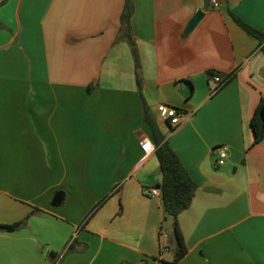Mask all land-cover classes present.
<instances>
[{
    "label": "crops",
    "instance_id": "0c3cea01",
    "mask_svg": "<svg viewBox=\"0 0 264 264\" xmlns=\"http://www.w3.org/2000/svg\"><path fill=\"white\" fill-rule=\"evenodd\" d=\"M1 1V0H0ZM143 95L199 190L178 223L162 197L143 122L132 48L118 40L126 0H7L0 6V264H264V140L251 119L264 101V0H133ZM203 18L193 28L199 11ZM209 71L234 74L214 92ZM186 113L177 128L159 119ZM229 156L218 166V147ZM215 188L207 192L206 188ZM104 204L83 223L104 198ZM167 237V238H165ZM74 243V248L69 251Z\"/></svg>",
    "mask_w": 264,
    "mask_h": 264
},
{
    "label": "trees",
    "instance_id": "16d2710c",
    "mask_svg": "<svg viewBox=\"0 0 264 264\" xmlns=\"http://www.w3.org/2000/svg\"><path fill=\"white\" fill-rule=\"evenodd\" d=\"M6 2L7 0H1L0 6ZM134 7L135 6L133 0H126L125 9L122 15L121 33L118 40H125L132 48V54L135 61L137 84L142 101L143 122L151 128L153 142L156 147L155 153L159 161L162 173V183L160 185H157V187H159L162 192V200L165 212L168 215L172 216L174 219L173 234L176 240L177 252L176 258L173 263H176L181 260L188 252L185 240L179 228L178 218L181 213L191 207L196 193L199 190V185L191 178L179 155L170 146L165 134L159 127L156 117L151 113L147 101L143 95L142 63L140 60L136 42L132 35L131 27V17L134 13ZM231 16L242 29H244L249 35L260 41L262 46L261 50L264 54V33L245 22L239 16L233 13H231ZM208 75L210 79L216 75L220 76V89L228 84L234 76V74L232 73L222 74L215 71H209ZM263 108L264 101L262 100L251 119V127L254 135L253 145L258 144L264 140V120L260 116ZM107 199L108 196L104 198L98 205H96V207L93 208L92 211L87 215L83 223H86ZM35 212L36 211H33L27 218L23 219L22 221L12 224L0 225V232L13 233L26 228L30 216H32ZM73 248L74 243L70 246L69 251ZM50 258L53 264H59V253L51 252Z\"/></svg>",
    "mask_w": 264,
    "mask_h": 264
},
{
    "label": "built area",
    "instance_id": "2783aa9c",
    "mask_svg": "<svg viewBox=\"0 0 264 264\" xmlns=\"http://www.w3.org/2000/svg\"><path fill=\"white\" fill-rule=\"evenodd\" d=\"M220 5H221L220 0H210V6H212L213 8H219ZM210 80L211 83H215L217 85L216 88L214 89V92H217L221 87L220 76L216 75L212 77ZM156 111L159 119L163 122L169 123L173 128H177L178 126H180L184 118H190L192 116L191 114L186 113L182 109L163 103L157 105ZM141 149L146 158L148 157L149 154L155 151L156 147L153 140L149 138H145L141 142ZM228 156H229L228 145H221L220 147H218V161H217L218 166H222L226 162ZM145 194L150 197H162L161 189L157 186H152L147 188L145 190Z\"/></svg>",
    "mask_w": 264,
    "mask_h": 264
},
{
    "label": "water",
    "instance_id": "95a60500",
    "mask_svg": "<svg viewBox=\"0 0 264 264\" xmlns=\"http://www.w3.org/2000/svg\"><path fill=\"white\" fill-rule=\"evenodd\" d=\"M209 7H210V0H205L204 9H208ZM203 16H204V11L203 10L199 11L195 15L193 20L190 22L189 28L195 27V25H197V23L203 18ZM260 116L264 120V108L262 109ZM205 191H207V192H215L216 189L212 188V187H208V188L205 189Z\"/></svg>",
    "mask_w": 264,
    "mask_h": 264
},
{
    "label": "rangeland",
    "instance_id": "374dc122",
    "mask_svg": "<svg viewBox=\"0 0 264 264\" xmlns=\"http://www.w3.org/2000/svg\"><path fill=\"white\" fill-rule=\"evenodd\" d=\"M169 233L171 234V237L174 235L173 230L172 231L170 230ZM172 239H173V237H172Z\"/></svg>",
    "mask_w": 264,
    "mask_h": 264
}]
</instances>
